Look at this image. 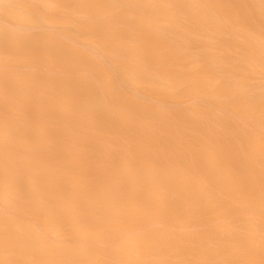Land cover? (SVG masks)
Returning a JSON list of instances; mask_svg holds the SVG:
<instances>
[{
  "label": "bare ground",
  "instance_id": "bare-ground-1",
  "mask_svg": "<svg viewBox=\"0 0 264 264\" xmlns=\"http://www.w3.org/2000/svg\"><path fill=\"white\" fill-rule=\"evenodd\" d=\"M0 264H264V0H0Z\"/></svg>",
  "mask_w": 264,
  "mask_h": 264
}]
</instances>
